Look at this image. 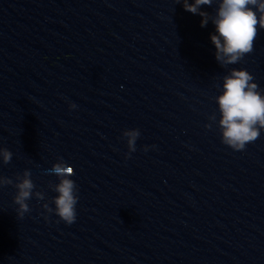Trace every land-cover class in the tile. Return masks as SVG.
I'll use <instances>...</instances> for the list:
<instances>
[{
  "label": "clouds",
  "instance_id": "obj_1",
  "mask_svg": "<svg viewBox=\"0 0 264 264\" xmlns=\"http://www.w3.org/2000/svg\"><path fill=\"white\" fill-rule=\"evenodd\" d=\"M218 3L215 15L201 11V6H212ZM182 3L185 11L199 15L201 27H206L211 21L215 27V33L210 35L211 43L215 46V59L222 67L234 65L243 60L254 49V42L258 35V29H264V0H176ZM254 77L245 69L232 68L228 75L223 77V91L215 100L218 105L220 119L218 127L221 133V141L234 151H243L247 144L254 142L264 129V95L261 94ZM77 106L73 103L70 108ZM212 122H217L215 114L208 117ZM211 128L212 124L205 125ZM127 138L128 153L136 151V141L140 136L139 129H130L123 132ZM147 151V147H145ZM13 153L6 148H0V158L3 164H8ZM46 174L55 175L59 182L50 184L49 187L56 192L52 203L55 209L48 203L44 209L59 217L68 225L76 221V204L79 197L76 183L70 179L75 175L74 168L59 158V162L46 170ZM14 203L18 205L17 217L23 219L25 213L30 211L27 203L33 195L38 200H44L45 194L41 191H33L35 184L31 179V171L25 170L22 175H17ZM13 180L0 176V187L12 185Z\"/></svg>",
  "mask_w": 264,
  "mask_h": 264
}]
</instances>
